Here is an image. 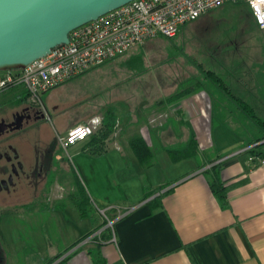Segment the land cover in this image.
I'll return each instance as SVG.
<instances>
[{"label":"rangeland","instance_id":"rangeland-1","mask_svg":"<svg viewBox=\"0 0 264 264\" xmlns=\"http://www.w3.org/2000/svg\"><path fill=\"white\" fill-rule=\"evenodd\" d=\"M248 10L242 1L225 2L187 22L172 38L149 39L86 70L85 75L40 92L39 102L48 110L47 124L55 133L63 135L68 124L95 111L99 114L93 133L103 121L111 119L115 122L111 136H121L122 141L138 133L136 127L127 125L134 124L139 117L153 129L173 127L174 132L170 133L179 136L178 143L165 134L162 140L153 139L156 157L152 164H146L148 168L158 165V172L164 177L200 163L202 156L213 159L216 154L228 156L235 152L237 156L247 146H253L247 143L248 139L258 136V125L231 99L233 106H214L215 110L208 113L209 124L202 120L196 130L193 127L196 133L201 132L200 153L174 163L173 167L163 166L159 159L163 148L186 150L183 143L192 128L187 123L175 126V122L181 123L182 114L171 110V106L195 91L214 88L229 98L223 90L228 89L248 102L264 120V31L257 28ZM206 72L212 73L215 80L209 79ZM185 90L191 92L167 101ZM94 117L96 114L84 123ZM80 142L62 152L65 160ZM123 144L127 147L125 141ZM65 162L56 169L49 188L38 189L35 195L27 191L16 202L0 203V235L5 236L0 247L8 252L17 249L12 256L14 264H38L45 253H62L68 243L79 237L78 212L71 198L76 191L72 185L73 172L68 161ZM143 179H148L147 174ZM108 210L98 215L105 222V228H110L112 239L113 220L122 208Z\"/></svg>","mask_w":264,"mask_h":264},{"label":"crops","instance_id":"crops-1","mask_svg":"<svg viewBox=\"0 0 264 264\" xmlns=\"http://www.w3.org/2000/svg\"><path fill=\"white\" fill-rule=\"evenodd\" d=\"M222 104L234 105L230 98L214 88L195 91L172 104L171 110L182 114L181 123L173 122L172 126L187 123L200 148L201 132L196 133V127L202 120L209 124L211 116L208 113L215 110L214 106ZM95 114L98 118L99 112L90 111L79 121L71 122L66 132ZM141 118L127 125L136 127L138 133L130 134L126 140L122 141L121 136H110L100 154H90L83 150L88 141L86 138L67 158L70 169L79 176L98 213L122 208L120 216L113 220L114 240L103 241L98 249L106 264H264V164L245 170L235 156L236 152L228 156L216 154L221 156L217 160L222 164L221 179L232 184L228 192L229 208H223L210 190L206 176L197 169L204 156L200 163L195 162L169 177L159 174L158 165L148 168L137 161L128 146L132 136H141L154 157L153 139L162 140L165 134L177 143L179 141V136L170 133L173 127L170 130L156 127L154 131ZM257 134H260L259 128ZM167 150L163 148L159 159L163 166L173 167L180 161L173 162ZM146 174L148 179L145 180ZM168 183L170 185L155 195L168 188L171 190L162 196L160 206L151 209L146 204L150 198L144 199L145 194ZM94 226L91 217H79V237L75 241ZM2 238L5 239L3 234L0 241ZM92 239L88 237L68 250L64 254L67 256L65 264H92L97 253ZM75 241L68 243V247ZM16 251L8 252L0 247V264H14L12 256ZM58 253H45L38 264H45Z\"/></svg>","mask_w":264,"mask_h":264},{"label":"built area","instance_id":"built-area-1","mask_svg":"<svg viewBox=\"0 0 264 264\" xmlns=\"http://www.w3.org/2000/svg\"><path fill=\"white\" fill-rule=\"evenodd\" d=\"M228 1H244L258 27L264 31V23L258 17L254 0H131L72 29L66 43L51 48L47 54L25 67L0 71V92L24 91L29 101L39 102L40 92L56 87L149 39L158 36L172 38L183 24ZM259 9L260 15H264V3L259 4ZM97 124L98 118L94 117L87 123L72 126L65 134L59 135L61 147L65 150L85 140ZM94 235H99V230Z\"/></svg>","mask_w":264,"mask_h":264},{"label":"trees","instance_id":"trees-1","mask_svg":"<svg viewBox=\"0 0 264 264\" xmlns=\"http://www.w3.org/2000/svg\"><path fill=\"white\" fill-rule=\"evenodd\" d=\"M242 2L246 4L244 1ZM248 11L250 15L253 17L250 9ZM158 37H162V36H158ZM206 76L211 80H215L214 78L215 76L210 72H206ZM221 82H222L221 79H219L218 85L222 89L223 85ZM223 90L225 94L230 99H232V101L237 105V107L241 109L245 115L251 118L258 125V128L260 130V134L254 138H251L250 141L247 143V145L250 144H255V145H253L252 147L244 150L243 152L237 155L239 162L242 164L245 170L263 164L264 163V120L256 115L254 108L248 102H246L237 95L231 94V92L228 89H223ZM190 92L191 90L190 91L185 90L175 93L167 101L170 100L173 101L175 99L182 97L183 95L189 94ZM16 96H22L24 99L28 98L27 93L24 91L20 93H16ZM114 123L115 122L112 121L111 119H109L106 122L103 121L101 123V126L98 128V130L88 137V141L85 144L83 150H85V152L90 154H100L103 151V145L112 135ZM128 146L138 162H140L143 165L152 163L154 158L152 149L141 136L135 135L130 137L128 139ZM167 151L171 160L173 162H176L196 156L198 153H200V148L195 135L191 133V135L189 136L186 142V150L182 151V150L168 149ZM220 158L221 156L219 155H217L213 159L205 157V159L198 165L197 169H202V173L207 178L209 188L214 194V196L217 198L220 206L223 208H229L228 192L231 189L232 184H226L221 179L222 164L221 162L215 163ZM67 161L69 164L70 163L69 160ZM71 170L73 172L72 185L76 189V191L72 193L71 196L74 203V207L76 208L80 218L91 217L93 219V223L95 226L90 232H88L80 239L75 241L62 253H58L52 258H50L45 264H65L67 260V256L60 259L63 256V253L70 250L74 246L78 245L84 239L90 237L97 230H100L99 235L92 236L93 238L92 242L95 243V248H97V253H95L96 256L93 257L92 264H106L105 259L102 257L100 250L98 249L103 241L108 240L112 237L111 230L110 228H105V222L100 221L101 216L98 215L97 208L93 204L79 176L75 173L73 168H71ZM168 185H170V183L159 187L157 190H153L145 194L144 199H148L151 197L146 203L151 209L160 206L162 196L167 194L171 190V188L164 190L159 195H155V194L158 191L165 189ZM55 208H57V206H55ZM102 227L104 228L101 229Z\"/></svg>","mask_w":264,"mask_h":264},{"label":"flooded vegetation","instance_id":"flooded-vegetation-1","mask_svg":"<svg viewBox=\"0 0 264 264\" xmlns=\"http://www.w3.org/2000/svg\"><path fill=\"white\" fill-rule=\"evenodd\" d=\"M48 110L14 91L0 92V203L49 188L56 169L67 162L47 124ZM65 162V163H66Z\"/></svg>","mask_w":264,"mask_h":264},{"label":"water","instance_id":"water-1","mask_svg":"<svg viewBox=\"0 0 264 264\" xmlns=\"http://www.w3.org/2000/svg\"><path fill=\"white\" fill-rule=\"evenodd\" d=\"M129 1L0 0V71L25 67L66 43L72 29Z\"/></svg>","mask_w":264,"mask_h":264},{"label":"clouds","instance_id":"clouds-1","mask_svg":"<svg viewBox=\"0 0 264 264\" xmlns=\"http://www.w3.org/2000/svg\"><path fill=\"white\" fill-rule=\"evenodd\" d=\"M261 3H264V0H254V7L256 9L258 17H259L261 23H264V15H260V9H259V4H261Z\"/></svg>","mask_w":264,"mask_h":264},{"label":"snow or ice","instance_id":"snow-or-ice-1","mask_svg":"<svg viewBox=\"0 0 264 264\" xmlns=\"http://www.w3.org/2000/svg\"><path fill=\"white\" fill-rule=\"evenodd\" d=\"M79 135H83V133H79Z\"/></svg>","mask_w":264,"mask_h":264}]
</instances>
